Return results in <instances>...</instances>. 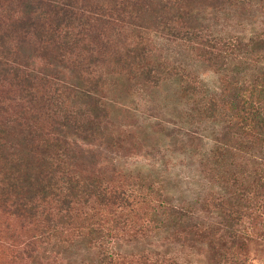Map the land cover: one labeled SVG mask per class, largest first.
Returning <instances> with one entry per match:
<instances>
[{
	"label": "trees",
	"instance_id": "1",
	"mask_svg": "<svg viewBox=\"0 0 264 264\" xmlns=\"http://www.w3.org/2000/svg\"><path fill=\"white\" fill-rule=\"evenodd\" d=\"M239 2L0 0V85L19 88L20 100L30 107L29 118H0V209L30 224L40 241L111 238L158 229L166 216L181 220L175 211L170 214L173 207L160 199L154 184L121 181L91 153L92 146L121 141L105 129L109 111L103 94L109 77L157 86L180 75L185 97L206 93L191 72L151 62L150 32L192 46L221 75L223 94L207 97L200 115L225 122L220 152L238 149L256 155L260 161L250 188L256 195L264 193V70L250 80L236 70L242 57L264 47V32L250 42L220 37L196 16ZM260 2L264 11V0ZM151 203L156 205L147 218L144 206ZM215 206L227 220L233 246L240 236L239 209L222 200ZM212 249L213 258L229 262L233 247ZM99 254L97 264H186L170 255H128L105 248Z\"/></svg>",
	"mask_w": 264,
	"mask_h": 264
},
{
	"label": "rangeland",
	"instance_id": "2",
	"mask_svg": "<svg viewBox=\"0 0 264 264\" xmlns=\"http://www.w3.org/2000/svg\"><path fill=\"white\" fill-rule=\"evenodd\" d=\"M196 16L220 37L238 36L250 42L264 32L260 0H240L220 9L201 10ZM147 41L153 64L191 72L205 85L206 93L185 97L180 75L167 77L157 86L124 76L109 77L103 94L109 111L105 129L121 141L117 146H92L91 153L94 161L121 181L154 184L160 199L173 207L170 214L175 211L181 220L166 216L158 229L111 238L63 236L40 241L30 224L0 209V264H97L102 248L128 255H170L186 264H215L216 260L221 264L213 258V246L219 251L233 247L226 264H264V193L256 195L250 188L260 160L238 149L220 152L219 145L226 141L225 122L200 115L207 97L223 94L221 75L182 41L157 32L148 33ZM259 47L236 67L242 79L250 80L264 70V47ZM97 67L104 66L98 63ZM18 89L0 85L1 119L29 118L30 107L20 100ZM219 200L239 209L240 236L233 246L227 220L215 206ZM154 205L144 206L147 218Z\"/></svg>",
	"mask_w": 264,
	"mask_h": 264
}]
</instances>
